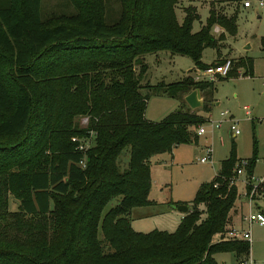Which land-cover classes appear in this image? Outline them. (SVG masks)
Segmentation results:
<instances>
[{
	"label": "trees",
	"instance_id": "obj_1",
	"mask_svg": "<svg viewBox=\"0 0 264 264\" xmlns=\"http://www.w3.org/2000/svg\"><path fill=\"white\" fill-rule=\"evenodd\" d=\"M118 1L109 23L106 0H72L77 14L59 16H43V0H0V264H218L221 253L242 263L250 243L213 240L229 231L239 199L230 184L240 162L234 151L174 233H138L130 221L134 208L151 205V159L188 144L203 123L190 110L148 121L150 94L214 93L212 83L192 79L151 86L145 56L169 52L204 70L203 52L226 40L214 27L235 36L236 15L211 9L194 32V7L178 21L182 0ZM73 138H89L91 147L80 152ZM255 163L254 155L248 179Z\"/></svg>",
	"mask_w": 264,
	"mask_h": 264
},
{
	"label": "rangeland",
	"instance_id": "obj_2",
	"mask_svg": "<svg viewBox=\"0 0 264 264\" xmlns=\"http://www.w3.org/2000/svg\"><path fill=\"white\" fill-rule=\"evenodd\" d=\"M244 1L182 0L176 10L178 21L182 22L185 9L197 7L195 9L199 20L194 23V32L205 25L211 9L228 18L236 15V35L230 36L222 27L216 25L213 34L216 37L225 34L226 40L220 44L219 51L206 49L203 53V62L207 66H213L211 64L219 58H221L219 61L224 62L230 60L233 64L232 70L237 64V68L233 71L235 77H206L195 69L190 58L172 55L169 52L145 56V63L148 66L146 82L151 86L162 83L177 84L185 79L196 81L195 79L199 78L200 82L212 83L214 93L212 96L207 93L204 96L206 100L211 99V111L206 107L194 110L203 121L192 130L196 138L188 144L180 145L172 153L157 155L151 159L154 184L149 199L153 198L159 204L134 208L131 211V226L136 232L174 233L183 219L176 206L185 204L191 207L198 190L203 185L214 182L223 162L230 160L232 151H234L233 159L237 162L242 159L250 160L255 155L256 163L252 177L259 179L264 175V7H259L257 0H250L252 8L245 9ZM106 2L107 21L111 23L118 18L120 4L118 0H106ZM42 14L43 16L76 15L77 9L72 0H43ZM249 64L251 71L247 70ZM141 92L146 95L149 91L142 89ZM185 97L182 93L177 97L151 93L145 112L146 119L159 123L177 111H193L187 105ZM225 111L230 112L235 120L239 121L237 125L239 136L234 137L230 132L229 118L221 115ZM84 119H77L80 129L86 127ZM222 120L224 122L221 128L212 130V123ZM201 127L205 128L206 134L198 137L197 129ZM92 140L94 141L93 137ZM207 148L212 149V164H201L199 160L204 157ZM122 155L128 156L129 149H125ZM122 161L125 162L126 157ZM248 178V171L245 170L243 176L237 180L238 200L244 199L243 194L247 190L245 182ZM116 204V200L109 203L103 211V216ZM258 207L264 212V198L259 200ZM17 208L18 201L10 196V211L15 212ZM202 209L204 210V207ZM243 227L242 229L247 230L248 224L244 223ZM251 234V254L247 264H250L251 260L252 264H264V227L258 224L252 225ZM101 237L99 235V238ZM214 241L219 242L220 237L215 236ZM214 258L218 264H241L232 253L217 254Z\"/></svg>",
	"mask_w": 264,
	"mask_h": 264
},
{
	"label": "built area",
	"instance_id": "obj_3",
	"mask_svg": "<svg viewBox=\"0 0 264 264\" xmlns=\"http://www.w3.org/2000/svg\"><path fill=\"white\" fill-rule=\"evenodd\" d=\"M259 7H264V0H257L256 1ZM243 7L245 9L252 8V2L250 0L243 2ZM232 62L230 60H227L224 62V64L219 66H208L204 70H197L201 72L204 76L213 78L216 76L220 77H227L229 72L232 70ZM195 82H200L199 78L195 79ZM205 82V81H201ZM224 116L229 118V122L231 123L230 126V132L233 133L234 137H237L240 135V131L238 130V123L239 121H236L234 118L229 116V112L225 111ZM83 122H85L86 127L88 126V119H84ZM223 120L217 123H212V130L220 129L221 125L223 124ZM85 127V128H86ZM206 134V130L204 127H201L197 129V136L201 137ZM72 142H75L78 144L77 149L80 152H86L91 147V139H78L73 138ZM199 162L201 164H212V149L207 148L205 151L204 157H202ZM81 166L84 167V161L80 163ZM248 160H240V162L237 164L233 171V177L230 180L231 185H236L237 180L240 176H243L244 171L248 167ZM247 190L243 194V198L247 201L249 212L248 215L245 218L246 223L248 224V229H237L234 227H230L229 231L225 235H220V241H245L251 244L252 240V234H251V227L254 224H258L259 226L264 227V212L262 210L255 209L256 202L258 199H263V193H264V175L259 178L255 179L252 177L251 179L246 180ZM214 188H218V185L216 184ZM223 237V238H222ZM250 260V257L245 262H242L241 264H247V262ZM252 264V260L250 262Z\"/></svg>",
	"mask_w": 264,
	"mask_h": 264
},
{
	"label": "crops",
	"instance_id": "obj_4",
	"mask_svg": "<svg viewBox=\"0 0 264 264\" xmlns=\"http://www.w3.org/2000/svg\"><path fill=\"white\" fill-rule=\"evenodd\" d=\"M246 1V0H245ZM195 8H197V7H195ZM204 53V52H203ZM219 53V52H218ZM220 55V54H219ZM219 60H221V58H219V59H217L216 61H214L213 63H215V62H218ZM202 62H203V57H202ZM204 63V62H203ZM212 63V64H213ZM205 64V63H204ZM205 65H207V64H205ZM222 78V77H221ZM201 96H202V98H203V100H204V102H207V103H209V106H204V107H208V111H211V109H212V102H211V99H209L208 101L205 99V94H201ZM213 100H215V98H213ZM217 101V100H216ZM217 106H219V104H217ZM192 113H195V111L193 110V111H191ZM224 114V112H222L221 113V115L223 116V117H226V116H224L223 115ZM229 116L230 117H232V118H234V116L233 115H231L230 114V112H229ZM228 118V117H227ZM235 119V118H234ZM179 147V146H178ZM177 147V148H178ZM176 149V148H175ZM174 149V150H175ZM173 152V151H172ZM218 174V173H217ZM216 174V175H217ZM151 178H152V186H153V184H154V182H153V170L151 169ZM152 189H153V187H151V192H152ZM151 192H150V194H151ZM149 198H150V196H149ZM150 200V202H151V205H157V204H159L158 203V201H156L155 199H153V198H151V199H149ZM259 200H261V199H258V201L256 202V205H255V209H260L259 207H258V205H259ZM188 208H189V206H188ZM189 211H190V208H189ZM248 212H249V207H248V203L246 202V200H244V199H241V200H237V202H236V204H235V207H234V209L230 212V223H229V227H234V228H237V229H241V228H244L243 227V225H244V223H246V221H245V218H246V216L248 215ZM183 215V214H182ZM185 215H183V217H184ZM136 232V231H135ZM138 233H141V232H138ZM216 237H220V235H217ZM214 240V239H213ZM214 242H218V241H214ZM251 254V253H250ZM250 257V256H249Z\"/></svg>",
	"mask_w": 264,
	"mask_h": 264
},
{
	"label": "water",
	"instance_id": "obj_5",
	"mask_svg": "<svg viewBox=\"0 0 264 264\" xmlns=\"http://www.w3.org/2000/svg\"><path fill=\"white\" fill-rule=\"evenodd\" d=\"M185 101L191 110H196L204 106H209V103L204 102L199 90H194L193 92L188 94L185 97ZM176 209L178 210V212H180L183 215H186L189 213V208L185 204L176 206Z\"/></svg>",
	"mask_w": 264,
	"mask_h": 264
}]
</instances>
